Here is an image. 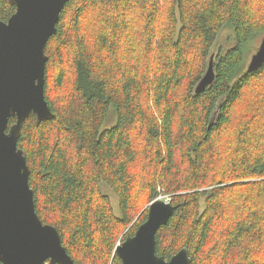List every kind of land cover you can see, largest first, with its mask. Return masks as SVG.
I'll list each match as a JSON object with an SVG mask.
<instances>
[{"label":"trees","instance_id":"1","mask_svg":"<svg viewBox=\"0 0 264 264\" xmlns=\"http://www.w3.org/2000/svg\"><path fill=\"white\" fill-rule=\"evenodd\" d=\"M15 12L0 0L2 21ZM225 29L234 46L216 55ZM260 36L264 0L67 3L45 49L55 118L31 115L18 147L36 213L75 264H123L116 248L160 195L178 208L159 256L264 264V65L247 66ZM212 56L214 82L197 94Z\"/></svg>","mask_w":264,"mask_h":264},{"label":"water","instance_id":"2","mask_svg":"<svg viewBox=\"0 0 264 264\" xmlns=\"http://www.w3.org/2000/svg\"><path fill=\"white\" fill-rule=\"evenodd\" d=\"M70 1L8 0L16 12L7 22L0 19V160L7 159L10 153L13 157V161L0 172V264H39L40 253L25 243L31 224L37 223L55 233L65 252L63 264H75L63 246L59 231L44 224L36 213L34 191L29 184L30 169L24 151L18 147L24 123L31 115L37 117L38 125L55 118L45 96L49 60L45 49L56 35L61 13ZM260 56H264V37L251 57L249 73L264 65L258 63ZM213 60L214 56L196 88L197 94L203 93L214 82ZM36 90L38 108L24 102L35 96ZM11 119L16 122L10 126ZM177 208L156 199L144 209L148 210L147 220L116 248L123 264L133 258L135 264L192 263L187 248L181 249L170 260L159 256L156 251V235L168 224ZM131 241L137 242L134 256L123 251ZM46 262L50 263V260Z\"/></svg>","mask_w":264,"mask_h":264},{"label":"snow or ice","instance_id":"3","mask_svg":"<svg viewBox=\"0 0 264 264\" xmlns=\"http://www.w3.org/2000/svg\"><path fill=\"white\" fill-rule=\"evenodd\" d=\"M259 64H264V56L258 58ZM24 102L30 103L33 107L39 105L38 90L36 95L31 97ZM13 161L12 153H10L5 160H0V172H2L9 163ZM25 243L30 247L37 250L39 255V264H45L46 261L50 260V264H63L65 252L61 247L59 240L56 238L55 233H50L46 227L40 224H31L29 234L25 237ZM137 242L131 241L125 245L124 252L128 253L129 256H134ZM135 259H130L128 264H135Z\"/></svg>","mask_w":264,"mask_h":264},{"label":"rangeland","instance_id":"4","mask_svg":"<svg viewBox=\"0 0 264 264\" xmlns=\"http://www.w3.org/2000/svg\"><path fill=\"white\" fill-rule=\"evenodd\" d=\"M230 37H231V40H230ZM263 37L264 36H260L255 42V44L257 46V50H258V48H259V46L261 44V41H262ZM217 41L218 42H216L217 44H216V47L214 48V53L217 52L216 55H219L220 53L221 54H225L230 48H232L234 46V43H235V41H234V31H233V43H231L232 42V31L230 29L229 30H227V29L223 30L221 36L219 35ZM251 57L249 58V62L247 63V66L250 63ZM115 122H116V116H115L114 112H111L110 116H109V118H108V120L106 122V126H113L115 124ZM107 191L111 195V198H112V201H113V203L115 205L116 210H118L117 197L112 193V191H110V190H107ZM156 199H158V198H156ZM161 200L165 201V199H161Z\"/></svg>","mask_w":264,"mask_h":264},{"label":"built area","instance_id":"5","mask_svg":"<svg viewBox=\"0 0 264 264\" xmlns=\"http://www.w3.org/2000/svg\"><path fill=\"white\" fill-rule=\"evenodd\" d=\"M160 192H162V191H160ZM158 199H165V202H167V203H171V197L170 196H167V195H160L159 197H158ZM45 264H50L49 262H46Z\"/></svg>","mask_w":264,"mask_h":264}]
</instances>
